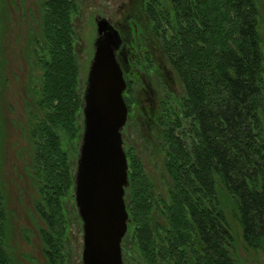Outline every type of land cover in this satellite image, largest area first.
<instances>
[{"label":"trees","instance_id":"obj_1","mask_svg":"<svg viewBox=\"0 0 264 264\" xmlns=\"http://www.w3.org/2000/svg\"><path fill=\"white\" fill-rule=\"evenodd\" d=\"M145 1L154 26L170 38L185 90L180 111L190 123L184 140L171 139L163 151L165 195L155 194L142 162L125 152L128 230L122 256L131 264L134 247L136 264H240L239 245H264V57L258 0ZM75 7L74 0H44L33 39L42 73L31 89L35 113L27 129L28 171L39 195L35 208L45 224V264L69 261L70 223L62 199L74 184L69 150L81 139L83 107L72 52ZM181 123L178 117L177 128ZM0 264H15L7 250L1 185Z\"/></svg>","mask_w":264,"mask_h":264},{"label":"rangeland","instance_id":"obj_2","mask_svg":"<svg viewBox=\"0 0 264 264\" xmlns=\"http://www.w3.org/2000/svg\"><path fill=\"white\" fill-rule=\"evenodd\" d=\"M43 1L0 0V185L7 212V250L15 264L46 262L41 240L45 224L35 208L39 195L28 171L31 149L27 140V129L34 121L35 113L31 89L42 73L33 56V39L40 31ZM74 1L76 18L71 23L74 38L79 36L81 40L78 48H82V53L77 65L80 93L83 94L89 66L86 57L91 53L95 39V20H120L130 7L131 0ZM258 11V33L264 57V0H258ZM79 124L82 125V115ZM144 132L139 127L127 129L123 149L124 152L132 151L142 162L155 194L165 195L168 183L163 166L164 155L147 143ZM73 145L69 156L74 175L80 141ZM62 201L70 223L67 229V264H82V221L75 205L74 184ZM130 250L132 256L129 260L131 264H136L137 251L134 247ZM238 261L240 264H264V245L261 249L239 245Z\"/></svg>","mask_w":264,"mask_h":264},{"label":"water","instance_id":"obj_3","mask_svg":"<svg viewBox=\"0 0 264 264\" xmlns=\"http://www.w3.org/2000/svg\"><path fill=\"white\" fill-rule=\"evenodd\" d=\"M97 38L82 95V134L74 174V200L82 221V264H124L128 230V164L121 129L127 109L122 71L114 56L119 35L96 20Z\"/></svg>","mask_w":264,"mask_h":264},{"label":"flooded vegetation","instance_id":"obj_4","mask_svg":"<svg viewBox=\"0 0 264 264\" xmlns=\"http://www.w3.org/2000/svg\"><path fill=\"white\" fill-rule=\"evenodd\" d=\"M146 6L148 3L145 0H131L130 7L120 20L107 19L119 35L120 44L115 49L114 56L126 84L123 100L127 117L121 136L124 142L126 130L139 127L146 132L143 136L147 143L164 155L163 151L168 149L167 144L171 139L181 138L185 129H189L190 122L180 111L185 90L175 68L176 60L171 51L170 38L154 26V20L148 16ZM73 18H76L75 14L72 15V20ZM96 20L91 56L89 54L86 57L89 66L97 38ZM80 42V37L75 36L72 52L77 64L82 53V48H78ZM177 116L182 122L179 128ZM123 245L122 240L121 253ZM122 260L125 264L123 256Z\"/></svg>","mask_w":264,"mask_h":264}]
</instances>
